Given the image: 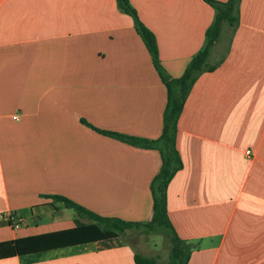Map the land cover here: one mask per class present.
<instances>
[{
    "label": "crops",
    "instance_id": "obj_1",
    "mask_svg": "<svg viewBox=\"0 0 264 264\" xmlns=\"http://www.w3.org/2000/svg\"><path fill=\"white\" fill-rule=\"evenodd\" d=\"M129 2L154 32L164 70L181 76L216 9L204 0ZM209 62L216 68L200 74L178 120L183 167L168 186L169 217L191 247L188 264H264V0H241L238 25L224 24ZM166 102L135 18L117 0H0V242L75 227L77 212L54 194L101 216L151 220L160 150L90 125L154 140ZM153 233L173 241L171 231ZM132 234L0 264L159 259Z\"/></svg>",
    "mask_w": 264,
    "mask_h": 264
},
{
    "label": "trees",
    "instance_id": "obj_2",
    "mask_svg": "<svg viewBox=\"0 0 264 264\" xmlns=\"http://www.w3.org/2000/svg\"><path fill=\"white\" fill-rule=\"evenodd\" d=\"M117 1L124 11L135 18L137 30L143 38L153 58L154 65L167 87V102L163 113L162 133L159 138L151 140L106 131L89 125L99 132L116 137L127 143L160 150L162 164L151 185L153 216L147 222H135L117 217L101 216L66 196L58 194L49 195L55 201H61L68 208H72L77 212L78 217L75 219V227L63 231L0 242V259L67 245L79 240L118 237L129 229L146 227L153 232H172L173 246L169 254L170 260L168 263H163L156 256L135 253L134 260L136 264H188L191 247L177 235L168 212V186L175 174L183 167V160L176 145L178 120L189 93L200 74L216 68L217 64L209 62L211 48L221 37L224 24L233 29L238 25L241 0H227L225 2L204 0L216 9L215 20L206 31L205 45L191 58L184 73L179 77L171 76L162 67L157 38L154 32L139 19L136 9L131 5L129 0ZM83 122L87 123L85 120ZM82 218H88L90 223H85L82 221Z\"/></svg>",
    "mask_w": 264,
    "mask_h": 264
},
{
    "label": "rangeland",
    "instance_id": "obj_3",
    "mask_svg": "<svg viewBox=\"0 0 264 264\" xmlns=\"http://www.w3.org/2000/svg\"><path fill=\"white\" fill-rule=\"evenodd\" d=\"M133 230L134 234L127 237L129 241L134 242L135 245L138 244L139 249L145 252L156 253L161 262H169V253L173 246L172 240L168 239L165 234H154L153 231L146 227Z\"/></svg>",
    "mask_w": 264,
    "mask_h": 264
},
{
    "label": "built area",
    "instance_id": "obj_4",
    "mask_svg": "<svg viewBox=\"0 0 264 264\" xmlns=\"http://www.w3.org/2000/svg\"><path fill=\"white\" fill-rule=\"evenodd\" d=\"M14 118H15V119H18V115H15ZM246 153H247V154H250L251 151H250V150H247ZM13 225H14V227H18V223H15V224H13Z\"/></svg>",
    "mask_w": 264,
    "mask_h": 264
}]
</instances>
